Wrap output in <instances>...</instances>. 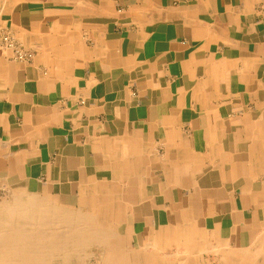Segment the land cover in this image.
<instances>
[{"label":"crops","instance_id":"0c3cea01","mask_svg":"<svg viewBox=\"0 0 264 264\" xmlns=\"http://www.w3.org/2000/svg\"><path fill=\"white\" fill-rule=\"evenodd\" d=\"M0 182L105 264H264V0H0Z\"/></svg>","mask_w":264,"mask_h":264},{"label":"bare ground","instance_id":"6f19581e","mask_svg":"<svg viewBox=\"0 0 264 264\" xmlns=\"http://www.w3.org/2000/svg\"><path fill=\"white\" fill-rule=\"evenodd\" d=\"M23 198L22 191H15L11 203L0 204V264H46V258L53 254L62 256L58 260L51 258L53 264H69L70 259L84 261L89 246L104 243L102 231L83 212L52 204L45 210L35 198L26 203L21 201ZM36 231L41 234L36 236L35 244ZM56 231L63 234L55 235ZM100 261L106 263L107 259L101 257Z\"/></svg>","mask_w":264,"mask_h":264},{"label":"rangeland","instance_id":"374dc122","mask_svg":"<svg viewBox=\"0 0 264 264\" xmlns=\"http://www.w3.org/2000/svg\"><path fill=\"white\" fill-rule=\"evenodd\" d=\"M15 191H19V190H14L12 188H7L6 186H3L1 185V182H0V204L1 203H11L12 202V194L15 192ZM24 194V198L21 200L23 203H26L29 198H35L34 201L36 203H38L39 205H41V207H43L45 210L46 209H50L52 208L53 206L51 205V202H49L48 200L50 201H53L55 200L54 198H48V197H44V196H35V195H31V194H28L25 193V192H22ZM48 201V202H46ZM49 203V204H48ZM46 204V205H45ZM45 205V206H44ZM47 206V207H46ZM66 208V207H64ZM75 211V210H74ZM95 224V223H94ZM95 226H97V228H100L99 227V224H96ZM41 231V230H40ZM39 231V233H40ZM42 232V231H41ZM39 233L36 231L34 232V243L36 244L37 243V237L39 235ZM41 234V233H40ZM55 235H62V231H56L54 233ZM47 249V248H46ZM102 249V246L99 245L97 242L96 244L92 245V246H89L86 250V257H85V260L84 261H79L77 262L76 260L74 259H70V262L69 264H101L102 262L100 261L102 255L100 253V250ZM50 250H59V249H53V248H50ZM61 250V249H60ZM58 255V256H57ZM60 257V258H59ZM51 258H57L58 259H62V256L60 254H53L50 256V259L49 258H46V261L48 263L46 264H53L51 263ZM54 264H64L63 262L61 261H55ZM105 264V263H103Z\"/></svg>","mask_w":264,"mask_h":264},{"label":"built area","instance_id":"2783aa9c","mask_svg":"<svg viewBox=\"0 0 264 264\" xmlns=\"http://www.w3.org/2000/svg\"><path fill=\"white\" fill-rule=\"evenodd\" d=\"M2 43L5 48L11 51L14 59L19 63H24L30 60L31 53L24 50L19 44L14 42L8 32L2 35Z\"/></svg>","mask_w":264,"mask_h":264}]
</instances>
